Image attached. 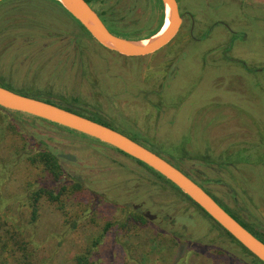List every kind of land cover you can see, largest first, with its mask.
Wrapping results in <instances>:
<instances>
[{
	"label": "rangeland",
	"instance_id": "rangeland-1",
	"mask_svg": "<svg viewBox=\"0 0 264 264\" xmlns=\"http://www.w3.org/2000/svg\"><path fill=\"white\" fill-rule=\"evenodd\" d=\"M179 2L184 21L176 37L155 53L125 56L93 39L51 0H3L0 77L26 95H50L140 143L142 137L181 168L208 176L225 203L263 230L262 154L242 162L240 149L264 146V31L228 28L263 30L264 0ZM94 6L132 35H147L160 15L148 0H98ZM49 148L78 157L76 164L64 162L58 182H45L44 164L29 159ZM74 182L84 189L66 199L64 212L45 196L32 220L34 189ZM0 196L4 230L27 242L33 264H74L108 222L91 250L94 264H261L134 157L1 106ZM0 264L17 263L0 257Z\"/></svg>",
	"mask_w": 264,
	"mask_h": 264
},
{
	"label": "water",
	"instance_id": "water-1",
	"mask_svg": "<svg viewBox=\"0 0 264 264\" xmlns=\"http://www.w3.org/2000/svg\"><path fill=\"white\" fill-rule=\"evenodd\" d=\"M59 1L97 42L125 56H146L161 50L176 37L183 22L178 0H162L166 9L164 26L169 20L167 29L158 35L163 30V26L158 33L150 38L133 40L112 32L87 0ZM0 106L84 133L142 161L174 183L244 247L264 262V241L249 231L225 210L211 194L180 168L140 142L108 125L46 100L13 91L2 85H0ZM61 156L73 161L77 159L71 154H61Z\"/></svg>",
	"mask_w": 264,
	"mask_h": 264
},
{
	"label": "trees",
	"instance_id": "trees-1",
	"mask_svg": "<svg viewBox=\"0 0 264 264\" xmlns=\"http://www.w3.org/2000/svg\"><path fill=\"white\" fill-rule=\"evenodd\" d=\"M51 1H53L55 4H57L65 13L72 16L63 7L62 3L59 0H51ZM87 2H89V4H91L92 0H87ZM156 2L158 4L159 10H160L158 24L155 27V29L150 31L147 35L139 34V33H135L137 35H132L134 33H131L129 31H121L116 27V25H114V23L108 22L109 26L113 30L117 31L119 34H121L125 37H129L130 39H133V40L150 38L151 36L155 35L156 33H158L161 30V28L165 24V19H166V11H165L166 9H165L164 3L162 2V0H156ZM79 24H80L81 29L83 31H86L92 37V35L86 30V28L80 22H79ZM92 38L94 39V37H92ZM19 93L26 95V93L23 91H20ZM34 95H36V94H34ZM36 96H39V94H37ZM32 97H35V96H32ZM36 98H38V97H36ZM47 99L48 100H46V101L54 103L51 101V99H49V98H47ZM55 102H57V101H55ZM57 103L62 104L60 102H57ZM57 103H54V104H57ZM65 105L66 106L64 108H66L68 110H71L73 112H76L78 114H81L83 116H86L88 118H91L95 121H98L102 124H105V125H108V126L114 128V125H112L109 121L103 119L102 117H100L96 114H91L88 111L86 112L83 109H80V108L73 106V105H70V104H65ZM7 110H9V109H7ZM9 111L14 112L17 115H21V116L22 115L30 116L27 113H23V112H19V111H13V110H9ZM58 126H60L62 128H67V127H64L61 125H58ZM68 129H70V128H68ZM133 139L137 141V139H135V138H133ZM253 149H257L256 153H253V151H255ZM121 152H123V151H121ZM240 152L242 153V157H243L242 162H250V163H251V160H248L249 159L248 157L256 156L259 158V157H261L259 154H262V157H261V160L259 161V163L264 164V146L262 144L257 145L256 147H254V146L252 148L250 147L249 149L241 148ZM29 159L32 161V163L44 164L43 170H44L45 174H44L43 178H44L45 182L46 181L58 182L61 180V178L63 176V172H64L63 170L64 169H63V165L60 162V159L56 156V154L54 152H52L50 150H43V151L37 152V153L29 156ZM137 161L139 163L145 165L146 167H148L149 169H151L152 171H154L155 173H157L161 177L165 178L167 181H169L171 184H173L176 188H178L174 183H172L170 180H168L166 177L161 175L159 172H157L156 170H154L153 168H151L147 164L143 163L140 160H137ZM83 189L84 188L80 182L63 184L58 189H53V188L50 189V188H47L44 186L38 187L34 190L32 189L33 190V192H32L33 193V201H32L33 217H32V220L37 221V219L39 218L38 203L43 197L47 196L49 200H51L53 203L57 204L58 208L64 212V206L66 205V199L68 197H70L71 194L77 193L78 191H82ZM178 189L181 190L180 188H178ZM64 197H65V199L63 200ZM193 203L196 204L194 201H193ZM196 205L208 217H210L218 226H220L231 238H233L235 241H237L246 251H248L250 254H252L258 263L264 264L263 261H261L259 258H257L246 247H244L235 237H233L218 222H216L204 209H202L198 204H196ZM240 223H242L245 227H248L246 225V223H244L243 221H241ZM7 224H8V222H7V219L4 217V213L2 210V200H1V196H0V257L3 258V260H5V261H7L8 259L14 258V261L17 264H33V262L30 260L31 259L30 257L32 256L31 253L27 252L28 251L27 250V245H28L27 242H23V241L18 240L17 237L14 236V230L13 229L5 228V230H4V225L6 226ZM111 225L112 224L110 222L107 223V225L105 227V231H103L100 235L95 237V239L93 240L92 245H91L89 250L75 256L74 264H94L93 260H91V252H92L91 250L101 242L103 235H105L106 231L109 230V227ZM2 229H3V232L5 234L2 232ZM256 235L261 240L263 239L261 237V235H259L258 233H256Z\"/></svg>",
	"mask_w": 264,
	"mask_h": 264
},
{
	"label": "flooded vegetation",
	"instance_id": "flooded-vegetation-1",
	"mask_svg": "<svg viewBox=\"0 0 264 264\" xmlns=\"http://www.w3.org/2000/svg\"><path fill=\"white\" fill-rule=\"evenodd\" d=\"M96 1H98V0H92V3L90 4L93 8L95 7L94 6V3L96 2ZM149 2H155V4L157 5V7H158V4H157V2H156V0H148ZM178 3H179V7H180V12H181V14H182V17H183V13H182V11H181V6H180V2H179V0H178ZM159 8V7H158ZM95 9V8H94ZM97 12H98V14L100 15V17L102 18V20L105 22V24L107 25H109V23H108V21H107V16H106V12L104 13V12H99L98 10H97ZM159 12H160V10H159ZM183 21H184V17H183ZM182 25H183V22H182ZM182 25H181V28H182ZM181 28H180V30H181ZM155 29V28H154ZM153 30V29H152ZM151 30V31H152ZM180 30H179V32H180ZM228 30L229 31H264V29L262 30V29H257V30H255L254 28H248V27H246V26H244V27H241V28H239V29H232V28H228ZM178 32V33H179ZM65 37V36H64ZM58 38H59V36H58ZM252 72V71H251ZM167 74V73H166ZM168 75V74H167ZM0 85H2V86H4V87H6V88H9V89H11V90H13V91H16V92H18V91H23V92H25L24 90H18V89H16V88H14L12 85H10L9 83H7V82H5V80H3L1 77H0ZM26 93H28V92H26ZM37 95V94H36ZM39 96L40 97H43V98H49V99H52L53 100V98L50 96V95H45V96H42V95H40L39 94ZM32 116V115H31ZM33 118H38V119H41V118H39V117H36V116H32ZM110 122V121H109ZM112 125H114V128L116 129V130H119V126H116L115 124H113L112 122H110ZM59 125V124H58ZM119 127V128H118ZM122 132V131H121ZM140 141H142L143 143H141V144H143L144 146H146L147 144H146V141L142 138V137H140ZM146 144V145H145ZM115 149H117V148H115ZM47 150H50V151H52V152H54L55 154H56V156L60 159V162H61V164L63 165V167H64V162L65 163H71V164H76L77 163V161H78V157L76 156V155H74V154H72V153H68V152H64V151H62V150H57V149H51V148H49V149H47ZM118 150V149H117ZM119 152H121V150H118ZM156 153H158L159 154V152H157V151H155ZM121 153H123V152H121ZM61 154H71V155H74L77 159L75 160V161H73V160H70V159H67V158H65V157H62L61 156ZM123 154H125V153H123ZM125 155H128V154H125ZM164 157V156H163ZM164 158H166L167 160H169L170 162H172L175 166H177L178 168H180L184 173H186L188 176H190L193 180H195L198 184H200L209 194H211V196H213V198H215V200L221 205V206H223L224 208H225V210H227L233 217H235L239 222H241V221H243L244 223H246V225L248 226V227H246L249 231H251L254 235H256V233H258L259 235H261V237L263 238L262 240L264 241V234L262 233V232H264L263 230H264V228H263V230L259 227V225H254V223H252L251 221H247V220H245L244 219V217H243V215H242V213H241V210H239V209H235V208H232L231 206H229V204H227V203H225L224 201H223V199L219 196V194H217L214 190H212L211 189V184H210V182H211V179L208 177V176H206L205 174H203L202 172H199V173H201V174H199V173H197V174H195L194 172H192V171H188V170H185V169H183V168H181V166H179L175 161H173V160H171V159H169V158H167L166 156L164 157ZM198 171V170H197ZM200 176V177H199ZM248 217V216H247ZM242 224V223H241ZM259 230H262V232H260ZM257 236V235H256ZM259 238V237H258ZM260 239V238H259Z\"/></svg>",
	"mask_w": 264,
	"mask_h": 264
},
{
	"label": "bare ground",
	"instance_id": "bare-ground-1",
	"mask_svg": "<svg viewBox=\"0 0 264 264\" xmlns=\"http://www.w3.org/2000/svg\"><path fill=\"white\" fill-rule=\"evenodd\" d=\"M168 23H169V20L166 21V25L164 26L163 30L158 35H161L167 29Z\"/></svg>",
	"mask_w": 264,
	"mask_h": 264
}]
</instances>
